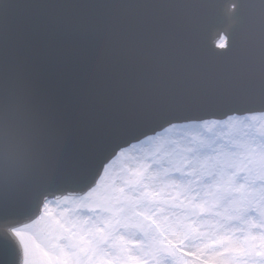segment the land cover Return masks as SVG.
<instances>
[{
    "label": "snow or ice",
    "instance_id": "snow-or-ice-1",
    "mask_svg": "<svg viewBox=\"0 0 264 264\" xmlns=\"http://www.w3.org/2000/svg\"><path fill=\"white\" fill-rule=\"evenodd\" d=\"M199 4L0 0V264H264V0Z\"/></svg>",
    "mask_w": 264,
    "mask_h": 264
},
{
    "label": "water",
    "instance_id": "water-1",
    "mask_svg": "<svg viewBox=\"0 0 264 264\" xmlns=\"http://www.w3.org/2000/svg\"><path fill=\"white\" fill-rule=\"evenodd\" d=\"M243 0H200L198 10L189 25L186 33V43L190 53L200 60H208V54L220 52L216 49L213 40L224 31L228 37L229 46L239 44L243 38V27L241 20L246 10L241 7ZM237 5L235 12L230 11L229 6ZM7 179L3 171H0V180ZM34 213H18L13 223L19 224L27 221ZM6 214L0 223V237L5 234L4 228L8 227L10 221Z\"/></svg>",
    "mask_w": 264,
    "mask_h": 264
}]
</instances>
